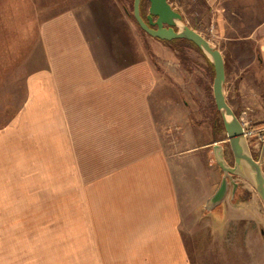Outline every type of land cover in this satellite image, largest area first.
<instances>
[{
    "label": "crops",
    "instance_id": "obj_1",
    "mask_svg": "<svg viewBox=\"0 0 264 264\" xmlns=\"http://www.w3.org/2000/svg\"><path fill=\"white\" fill-rule=\"evenodd\" d=\"M201 3L205 34L189 28L222 55L228 106L237 118L245 108L246 119L264 122V0ZM125 9L124 0H0V60L24 58L9 83L13 92L18 85L12 99L18 109L0 128V210H10L12 201L34 202L39 220H67L66 257L40 254L44 234H52L41 226L35 264H197L189 245H198H188L180 228L179 181L193 179L188 186L204 193V170L215 171L210 148L220 141L197 144L196 126L184 115L174 131L186 147L172 149L176 140L159 125L171 114L156 99L164 71L153 52L127 50L132 35L122 15L139 30ZM140 10L147 15L145 5ZM8 66L0 62V76L12 72ZM196 150L204 152L199 159ZM256 197L238 202L255 204ZM44 203L52 209L44 212ZM254 215L252 221L264 223ZM243 230L252 254L254 241ZM53 243L50 237L51 251Z\"/></svg>",
    "mask_w": 264,
    "mask_h": 264
},
{
    "label": "rangeland",
    "instance_id": "obj_2",
    "mask_svg": "<svg viewBox=\"0 0 264 264\" xmlns=\"http://www.w3.org/2000/svg\"><path fill=\"white\" fill-rule=\"evenodd\" d=\"M170 1H172L176 10L182 14L184 24L186 23L185 25L188 27H194L201 33L205 34L207 19L205 15L206 10L200 0ZM124 5L127 10H130V0H124ZM33 14H35V12L30 10L27 12L26 18L28 20L33 19ZM114 18L117 20L119 19V16L115 14ZM120 19L125 20L124 23L128 25L127 28L123 23V29L125 28L129 32L131 31L130 34L132 35L131 39L129 38V41L132 40V46L131 43H128L127 47H129V49L127 48V50H130L129 52H139V56L146 55L145 52L149 54L153 52L156 68L164 71V75L160 78V81L162 82V92L156 97V99L158 98V104L160 105L161 103L163 107L165 106V110L169 111L171 114L170 117H168L169 114H166L164 118L162 117L163 122H160L159 125L161 132L169 134L171 142L176 140L177 147L173 146L172 149L176 151L186 147L183 144L182 136H178L174 131V129L180 127L177 125L178 122H176V118L182 119L185 115V120L187 122L189 121V125L196 126L195 128L197 129L194 130L196 132L193 134V140H197V144L207 142L211 139L220 141V143H218L224 147L225 159L228 162H231L232 156L228 148L224 130L220 131L213 128L214 120H216L217 125H220L221 118L220 116L216 117L213 110V106L215 105L214 102H212L213 100L211 101V98H213L212 90L209 94L205 91L207 88L211 89L212 83L205 62L201 56L192 49L186 50V56L189 60L188 64L192 71L190 73H185L186 71L177 65L175 55L171 54L168 47L152 37L146 36L139 31L137 32L131 23L128 22L125 15H122V18ZM26 29L30 31L31 27L27 26ZM125 31L124 33L126 34ZM30 45L31 44L29 43L27 45V55L30 53ZM118 46H120V44ZM129 59L130 58L128 57V60ZM122 60L126 61L124 60V57ZM23 61L24 58L0 60V62H7L9 69L12 71L9 75L0 76V128L4 123L6 124V121L14 113L13 111L18 109V104L15 102L16 100H12L13 97L15 99L18 98V85H16L14 88L15 91L13 92L9 83H11V79L15 77L13 74L21 68L20 66L22 65L20 64H22ZM22 72H29V68L27 71L22 68ZM4 77H7V79ZM18 77V82H20V77H22V75H18ZM169 83L172 85L171 87ZM166 86H168V90L165 89ZM227 87L231 93L230 89L232 88V85L228 84ZM225 89L224 86V95H226ZM14 93L15 95H13ZM230 93L228 96H230ZM242 109L243 112H240L238 118L241 119L242 117L246 125L245 128L248 130L256 129L259 124L264 123L256 122L252 117H247L250 121L247 120L245 114L248 110H245V108ZM190 119L194 124L191 123ZM187 130L189 135V130L191 129L188 128ZM189 141L187 145H189ZM258 144L259 143H256L250 146L252 154L256 155V159L259 156L261 146ZM202 154H204V152L197 150L193 153L198 159ZM190 158V164L196 172L198 164L197 160H195L194 156ZM208 162L215 171L208 172L206 169L204 170L202 177L204 180V193H200L199 195L197 187L188 186V184L192 183L191 180L193 179H186V182L184 180L179 181L180 211L182 216L180 228L188 245L191 244V242L198 245L194 247L189 245L190 249H193L191 252L194 251L193 255L195 257L197 255V264H211V261L214 260H216V262H212L213 264H227V260L230 258L234 261H237L238 259L245 261L249 258L252 264H264V223H260L259 219L256 223L252 221L253 218L256 219L254 211H258L259 215L264 217L263 206L257 197L255 204H241L236 197L230 202L227 197L225 199L226 201L210 213H206L202 209V205L204 204L203 201H206L209 196L213 194L221 177V171L214 164L211 154ZM261 163L264 170V151L261 156ZM204 168L206 167L204 166ZM240 185L242 190H246L256 196L253 189L246 182L240 181ZM36 204L37 203L34 202H23L18 200L15 202L12 201L10 210H0V264H35L36 242H40L39 238L42 237V235H36L35 233L37 230L40 231V228L42 227V232L52 233L53 236H51L52 234L47 236L44 234V244L38 246L43 248V251H40V254L41 252L44 255L53 252L54 255L52 258H59L60 260L61 258L66 257V252L62 250V247L65 246L63 242H65L66 235L63 233H65L67 220L62 218L39 220L35 217L37 216L36 212H38V208L35 211ZM51 207V203H44V212L45 210H51ZM1 215H10V217L2 218ZM240 230L245 232L249 231L252 236V240L254 241L251 247L252 249L254 248L252 254L244 248L245 235L243 237L242 234L238 232ZM232 232L236 234H232ZM50 237H53V251L50 250ZM255 240L258 241V245L255 243ZM54 262H57V264L59 262L60 264V261Z\"/></svg>",
    "mask_w": 264,
    "mask_h": 264
},
{
    "label": "water",
    "instance_id": "obj_3",
    "mask_svg": "<svg viewBox=\"0 0 264 264\" xmlns=\"http://www.w3.org/2000/svg\"><path fill=\"white\" fill-rule=\"evenodd\" d=\"M145 4L147 15L144 20L140 14L141 0L132 2V16L143 32L156 40L165 42L186 40L196 46L213 67L214 77L211 85L213 102L221 118L232 161L230 163L225 159L224 147L221 144L216 143L211 146L210 153L214 164L221 171V177L216 190L204 202L202 209L210 213L227 197L233 200L240 188V181L250 185L264 208V170L261 163L264 141L258 158L254 159L242 124L225 99L222 55L200 34L185 25L182 14L172 8L167 0H145Z\"/></svg>",
    "mask_w": 264,
    "mask_h": 264
},
{
    "label": "trees",
    "instance_id": "obj_4",
    "mask_svg": "<svg viewBox=\"0 0 264 264\" xmlns=\"http://www.w3.org/2000/svg\"><path fill=\"white\" fill-rule=\"evenodd\" d=\"M201 1V0H200ZM132 2L133 0H130V10L125 9V13L126 15L129 17V19L137 26L139 32H141L142 34L148 36L145 32H143L138 25L136 24L133 16H132ZM145 2V0H141V4ZM203 5V4H202ZM140 14H141V10H140ZM158 42L164 44L166 47H168L171 51H173L175 53V56L180 64V66L188 73H190L192 70L189 67L188 64V59L186 56V50L187 49H192L194 51H196L197 53L200 54L201 58L203 59V61L205 62L206 65V69L208 72V75L210 77V81L212 83L213 77H214V71H213V67L211 65V63L209 62V60L204 56V54H202V52L196 47L194 46L192 43L186 41V40H173L170 42H165V41H160L157 40ZM206 93H210L211 89L207 88L205 89ZM213 100V98H211V101ZM213 102V101H212ZM213 110L215 113V116H219V113L216 111L215 106H213ZM258 128L264 127V123L259 124L257 126ZM213 128L218 129L220 131H223V125L222 122L220 125H217L216 120H214V124H213ZM257 129V128H256ZM248 143L250 146H252L255 143V140H251L248 139ZM253 158L256 159V155L252 154ZM242 191V192H241ZM251 196V193L246 191V190H242V187L240 186L238 192L235 194V197L237 198V200L239 201H246L249 199V197Z\"/></svg>",
    "mask_w": 264,
    "mask_h": 264
},
{
    "label": "built area",
    "instance_id": "obj_5",
    "mask_svg": "<svg viewBox=\"0 0 264 264\" xmlns=\"http://www.w3.org/2000/svg\"><path fill=\"white\" fill-rule=\"evenodd\" d=\"M240 122L242 124L243 129H244V135L246 137H255L258 142L263 141V139H264V128H261L258 130H252V129L248 130L247 128H245L246 125H245L242 118L240 119Z\"/></svg>",
    "mask_w": 264,
    "mask_h": 264
},
{
    "label": "flooded vegetation",
    "instance_id": "obj_6",
    "mask_svg": "<svg viewBox=\"0 0 264 264\" xmlns=\"http://www.w3.org/2000/svg\"><path fill=\"white\" fill-rule=\"evenodd\" d=\"M145 4V2H143L142 3V6ZM145 7H146V5H145ZM146 10H147V7H146ZM145 16H146V13L145 14H143V13H141V17L145 20ZM231 163V162H230Z\"/></svg>",
    "mask_w": 264,
    "mask_h": 264
}]
</instances>
